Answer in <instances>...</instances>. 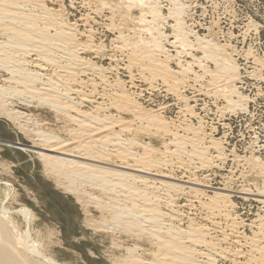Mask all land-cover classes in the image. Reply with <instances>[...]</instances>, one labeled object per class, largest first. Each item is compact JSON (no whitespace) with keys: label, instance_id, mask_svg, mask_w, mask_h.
<instances>
[{"label":"bare ground","instance_id":"6f19581e","mask_svg":"<svg viewBox=\"0 0 264 264\" xmlns=\"http://www.w3.org/2000/svg\"><path fill=\"white\" fill-rule=\"evenodd\" d=\"M52 1L0 0V70L8 75L0 80V112L18 123L19 129L26 131L40 148L46 172L50 173L48 175H53L69 192L80 193L85 187L99 190L108 202L95 204L101 209L111 210V226L138 238H149L155 246V250L149 252L148 261L133 255L137 249H130L128 251L132 255L122 264H216L218 258L231 255V251L217 243L221 241L214 242L211 236L214 218L231 219L229 198L219 193L213 198H206L205 189H200L196 175L187 176L185 182L179 181V177L164 167L169 163L167 158L181 160L184 156L193 164L199 163L202 168L210 167L213 163L211 152L218 151L219 144L211 135L205 134L203 126L195 127L186 121L181 126H173L161 115L162 109L144 111L136 95L126 89L127 85L131 89L137 88L136 82H141L150 91L160 85L166 93L182 101L183 89L206 88L204 84L209 81L210 87L213 84L216 88L221 87L218 91H221L229 108L238 109L243 103L241 99L234 100L240 97L236 96L234 88L229 87L230 82L238 78L230 57L204 39L196 38V42H192V35L185 32L180 21H177L172 35L171 47L175 54H169V49H165L158 39L163 34L155 27L161 14L150 0H127L131 5L147 7L146 15H151V20L142 10L145 13H140L143 17L139 16L140 20L137 18L136 22L140 21V32L146 33L149 38H142L138 31L136 36L131 37L128 35L130 31L125 34L126 26H123L125 28L120 29L116 37L120 46L113 54H107L103 46L95 44L93 39L79 40L74 25L68 24L58 11L47 6ZM100 2L102 7L107 5L102 0ZM126 5L112 13L111 21L114 22L116 13L122 15L123 8L129 10ZM128 10L127 13L131 8ZM136 26L139 27V24ZM195 48L203 56L193 55ZM87 53L102 56L111 62L119 54L129 70V80L124 82L120 78H112L109 70L86 58ZM185 54L193 57L192 62L182 60ZM208 60L216 65L214 72L206 65ZM194 66L201 68V76L193 75ZM14 102L27 107H47L54 112L57 121L64 122L62 125L68 138L46 133L43 128L47 125L39 120L40 124L34 122L39 128L28 131L32 118L27 113L10 108ZM89 105H94L93 109L87 110ZM185 112L191 115L190 109ZM124 115H130L131 119L127 120ZM137 121L140 126L136 125ZM167 134L171 142L166 151L162 150L161 156V150L141 139L142 135L156 138ZM179 198L188 199L192 204L198 203V207L206 212L208 224L188 219L189 225L181 227L185 216L181 212L175 213V200ZM93 199H96L95 196ZM6 213L5 209L0 210V264H58L39 252L29 234H21ZM231 228L234 233V225ZM228 238L225 234L223 243L229 241ZM235 238L234 243L240 245L242 237ZM251 245L249 254L252 255L249 256L251 259L248 257L247 264H264V249L259 246V240L252 241ZM238 256L237 252L234 264H240Z\"/></svg>","mask_w":264,"mask_h":264},{"label":"rangeland","instance_id":"374dc122","mask_svg":"<svg viewBox=\"0 0 264 264\" xmlns=\"http://www.w3.org/2000/svg\"><path fill=\"white\" fill-rule=\"evenodd\" d=\"M93 1L88 3L83 0H54L48 2L47 6L58 11L68 24L74 25L79 40L84 42L87 38H91L95 44L102 45L107 54H113L116 47L120 46L116 37L118 31L125 28L123 26H126L125 34L130 31L128 35L131 37L136 36L138 31L142 38H149L146 33L140 32L142 25L139 21V18L143 17L140 13L145 12L147 19L151 20V15L150 17L146 15L147 7L142 8L140 5L139 8L137 4L132 6L127 0L120 2L102 0L107 3L104 8L99 0ZM150 1L161 14V19L155 27L163 34L158 39L165 49H169V54H175L171 47L172 35L177 27L175 26L177 21H180L186 29L185 32L192 35L190 37L191 41L193 39L192 42H196V38L209 41L230 57L236 68L238 78L230 82L229 87L234 88L236 96L240 97H235L234 100L241 99L243 106L234 110L229 108L221 91H218L221 87L216 88L215 84L210 87L209 81H204L206 88L183 89L182 101L173 94L166 93L160 85L150 91L146 90L141 82H136L135 90L129 85L126 89L129 88L128 92L136 95L144 111L162 109L161 115H164L163 117L173 126H181L185 121L195 127L203 126L205 134L211 135L210 137L219 144L220 149L211 152L213 163L210 167L202 168L199 163L193 164L186 156L181 160L175 157L167 158L169 163L164 167L179 177L177 178L179 181L186 180L191 174L196 175L200 189L206 190H204L206 198H213L218 193L229 198L231 219L214 218L215 225L212 229L214 232H211V236L214 242L221 241L222 243H217L231 251V255L218 258L216 264H234L237 252L239 255L237 261L239 260L240 264L242 262L245 264L246 261L247 264L248 257L252 255L249 254L252 241L259 240V246L264 249V0ZM125 4L129 10L131 8L130 12L127 13L128 8H123L122 15L116 13L114 22L111 21L112 13L119 7H125ZM131 6L136 7L132 9ZM137 18L138 22H136ZM137 24L140 28L136 26ZM87 54L85 57L87 56L86 58L94 64L109 70L112 78H120L124 82L129 80V70L119 54H116L118 56L112 62L102 56ZM192 54L203 56L200 51H196V48ZM182 60L186 63L192 62L193 57L185 54ZM206 65L213 72L216 70L214 62L208 60ZM200 70L201 68L194 66L193 75L201 76L203 71ZM4 73L0 70V80L8 76ZM98 102L103 103L99 99ZM20 104L14 102L15 106L10 108L30 115L32 119L30 118L28 131L39 128L36 124L40 121L47 125L43 128L46 133L52 132L68 138L62 125L64 122L57 121L54 112L47 107H42L43 105L27 107ZM93 106L89 105L86 109H93ZM187 108L191 110V115L185 112ZM125 117H128L127 120L131 119L130 115ZM138 124L140 123L137 121L136 125L140 126ZM18 125L0 112V210L5 209L6 217L14 223L15 228L23 235L28 233L37 245L36 249L58 264H122L121 262L132 255L128 251L130 249H137L136 254L133 255L148 261L149 254L155 250L150 239L135 237L116 226L113 228L111 210L101 209L95 204V202H108L99 190L85 187L80 193L69 192L56 178H53V175H48L50 173H47L39 152L40 148H37L32 138L26 131L19 129ZM116 130L119 131L120 128ZM166 136L155 138V136L142 135L141 139L161 150L159 153L161 156L163 155L161 152L166 151L171 142L170 135ZM215 155L218 160L215 159ZM83 192L86 194H82ZM90 194L96 199H91ZM175 206L177 207L175 213L181 212L185 216L181 227L186 228L190 220L198 224H208L206 212L198 207V203L192 204L188 199L179 198L175 200ZM23 209L25 211L22 213ZM233 225L234 233L231 231ZM225 234L229 237V241L223 243ZM236 236L243 238L240 245L234 243Z\"/></svg>","mask_w":264,"mask_h":264}]
</instances>
